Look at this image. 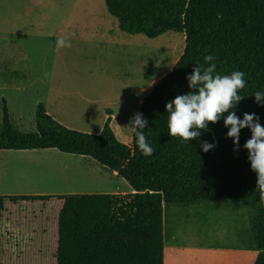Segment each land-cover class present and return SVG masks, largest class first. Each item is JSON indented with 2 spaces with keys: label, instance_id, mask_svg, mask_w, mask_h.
<instances>
[{
  "label": "trees",
  "instance_id": "1",
  "mask_svg": "<svg viewBox=\"0 0 264 264\" xmlns=\"http://www.w3.org/2000/svg\"><path fill=\"white\" fill-rule=\"evenodd\" d=\"M118 28L150 38L185 31V49L174 67L143 101L139 113L147 120L143 129L153 147L142 155L114 136L110 119L99 134L68 129L39 109L36 131L20 133L10 125L4 107L0 151L53 149L86 156L115 172L133 189L130 194H67L0 196V221L29 235L27 246L14 251L0 237V264H163L164 203L252 199L259 201L256 174L250 169L244 143L251 137L246 127L239 148L226 138L223 116L209 123L196 139L184 142L168 135L165 104L189 91L186 76L196 65L207 67L213 55L216 72L245 73L244 98L233 111L243 119L255 113L264 126V0H104ZM5 106V102H4ZM228 113H225L226 116ZM215 143L208 152L201 143ZM46 215L42 222L36 215ZM46 230L55 244L48 250ZM256 244L260 251L253 264H264V208H258Z\"/></svg>",
  "mask_w": 264,
  "mask_h": 264
},
{
  "label": "rangeland",
  "instance_id": "2",
  "mask_svg": "<svg viewBox=\"0 0 264 264\" xmlns=\"http://www.w3.org/2000/svg\"><path fill=\"white\" fill-rule=\"evenodd\" d=\"M61 36L69 38L71 47L55 46ZM185 43L184 30L154 38L121 31L104 0H0V129L4 107L9 125L20 133L36 131V115L42 109L66 128L89 134H99L110 119L116 139L131 148L133 133L126 125L140 111L157 82L174 67ZM0 152L2 157L5 151ZM76 158L91 173L89 166L94 164L102 174L94 172L100 174L112 194L133 193L125 180L103 169L91 157ZM91 179L87 189H102V182ZM10 183L11 192L37 190L28 188L26 183ZM234 202L232 208L241 211L240 218L208 212L199 208L202 204L198 202L185 205V210L192 212L176 225L170 242L204 249L228 244L234 240L236 230L243 235L245 229L240 220L245 215L247 244L256 251L258 202ZM36 218L47 223L46 215L37 214ZM46 232L45 244L53 250L55 244ZM0 237L6 238L14 251L26 247L29 239V235L21 234L6 221H0ZM177 248V257L173 255L177 262H172V254L167 258V251L165 261L189 264L192 252L187 253L186 247ZM202 254L206 257L210 253ZM253 257L244 255L241 262L245 258V264H253L256 256L254 260Z\"/></svg>",
  "mask_w": 264,
  "mask_h": 264
},
{
  "label": "clouds",
  "instance_id": "3",
  "mask_svg": "<svg viewBox=\"0 0 264 264\" xmlns=\"http://www.w3.org/2000/svg\"><path fill=\"white\" fill-rule=\"evenodd\" d=\"M57 48L71 47L67 36L58 37ZM207 67L196 65L191 74L186 76L189 91L177 95L165 104L168 113L167 128L170 137L179 138L184 142L196 139L201 130H206L209 123H217L223 116V126L228 129L226 138H231L234 150L239 148L241 129L248 128L251 137L243 148L248 152L250 169L256 174V188L259 194L258 206L264 208V126L259 123L255 113H244L240 119L233 109L244 97L239 94L246 86L245 73L233 71L228 75L217 73L213 55L204 57ZM252 96L255 102H264V92L256 91ZM225 113H228L224 116ZM128 131L135 136V143L144 156L153 154V147L147 142L143 129L147 120L142 113H135L126 125ZM215 147V143L203 141L201 149L204 152Z\"/></svg>",
  "mask_w": 264,
  "mask_h": 264
},
{
  "label": "crops",
  "instance_id": "4",
  "mask_svg": "<svg viewBox=\"0 0 264 264\" xmlns=\"http://www.w3.org/2000/svg\"><path fill=\"white\" fill-rule=\"evenodd\" d=\"M113 118V113L110 114ZM78 157V155H76ZM75 155L61 153L53 149H35V150H8L2 154L0 152V196L8 195H32V196H47V195H67V194H112L111 189H107L103 185V178L100 177L102 172L97 169L94 164L89 167H92L93 172H90L87 165L82 162L79 158H76ZM73 164H76L80 169H83V172L89 174L91 177H94L95 181L102 182V189L94 187L92 189H87V185H56L49 184L48 186H41L40 182L46 184L52 179L61 176L64 172L71 170ZM96 169V170H95ZM104 169V168H103ZM17 170L21 175L30 181V184L33 186H28L30 189H37L36 191L22 190L11 192L12 188V173ZM106 170V169H105ZM116 174L115 172H113ZM117 175V174H116ZM68 180V179H66ZM96 185V184H94ZM101 186V184H98ZM83 187V188H81ZM53 190V191H47ZM114 194V193H113ZM242 200V199H235ZM191 202L185 204L178 203H164L162 205V223H163V264H168V261H165V252L167 251V258L171 253L175 256L179 250L177 247H186L185 251L191 253L192 261L189 264H245L242 261L244 255L256 256L260 251L250 250L249 245L247 244V216L243 215L240 223L242 222V229L244 228V233H239L236 230V236L233 238V241H228V244L213 245V247L204 249L203 247L194 248L192 246H182L183 244H176L170 242V236L167 232V220H175L182 210L190 205ZM202 204L199 208L209 211V210H219V209H229L230 217H241V212L239 209L232 208V205H235L234 200H214V201H200ZM196 204V202H195ZM241 207V206H240ZM239 210V213L237 212ZM233 213V214H232ZM255 230V229H254ZM254 236H256V231H254ZM178 245V246H177ZM194 249V250H192ZM171 251V252H170ZM202 252H209L210 254L206 257ZM253 257V260H254ZM21 264H36L32 260H25Z\"/></svg>",
  "mask_w": 264,
  "mask_h": 264
},
{
  "label": "bare ground",
  "instance_id": "5",
  "mask_svg": "<svg viewBox=\"0 0 264 264\" xmlns=\"http://www.w3.org/2000/svg\"><path fill=\"white\" fill-rule=\"evenodd\" d=\"M91 178H94V177H90L89 175L84 173L83 170H81L76 164H73L70 171L64 172L61 176L52 179V181H50V182H48L46 184H43L44 182L41 181L40 185L41 186H48L49 184L69 185L68 183H72L71 185L84 186V185H88V184H90L92 182ZM66 179H68V180H66ZM12 180L14 181V183H26L27 185H30V181L25 179L21 175V173H19L17 170H15L12 173ZM191 212L192 211L184 209V210H182L180 212V215L175 220L170 219V222H169V220H167V232H168V235L171 238H172L173 234H175V232H176V225H180L182 223V220L184 221L186 216L190 215ZM208 212L219 213L222 217H224L225 215L229 214L228 213L229 209L228 208L224 209V210H222V209H219V210L213 209V210H209ZM237 212L239 213V210H237ZM171 260L174 263L177 262L176 259H174L173 254L171 255Z\"/></svg>",
  "mask_w": 264,
  "mask_h": 264
}]
</instances>
